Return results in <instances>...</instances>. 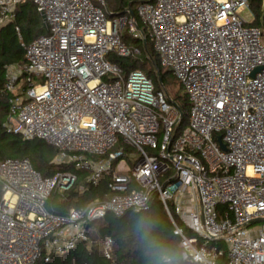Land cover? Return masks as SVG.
<instances>
[{
    "label": "built area",
    "instance_id": "1",
    "mask_svg": "<svg viewBox=\"0 0 264 264\" xmlns=\"http://www.w3.org/2000/svg\"><path fill=\"white\" fill-rule=\"evenodd\" d=\"M24 1L0 0V24L13 21ZM31 1L47 34L25 45L23 67L7 70L3 127L47 142L57 163L87 170L92 184L109 175V195L54 213L48 197L69 191L76 174L42 177L27 158L1 160L0 264H35L42 254L48 261L86 240L90 222L139 212L153 195L174 225L183 259L264 264V44L261 29L237 13L248 1L138 3L159 65L190 103L177 134L180 112L165 92L142 70L123 75L108 59L139 53L121 36L127 25L145 40L134 18H108L105 0Z\"/></svg>",
    "mask_w": 264,
    "mask_h": 264
},
{
    "label": "trees",
    "instance_id": "2",
    "mask_svg": "<svg viewBox=\"0 0 264 264\" xmlns=\"http://www.w3.org/2000/svg\"><path fill=\"white\" fill-rule=\"evenodd\" d=\"M141 1L152 0H105L106 14L109 17L123 15L128 7L135 15L138 29L144 34V40L133 37L132 40L122 33L123 41L139 50L137 54L123 57L111 53L108 59L116 64L123 75L131 70H142L153 82L157 90H163L169 103L177 106L182 113L181 121L175 133L186 124L189 100L181 93L182 85L173 73L159 65L145 26L136 14ZM252 14L251 25L264 32L263 0H247ZM129 16V15H128ZM15 27H18L16 31ZM47 34L35 4L31 0L20 3L13 21L0 24V161L7 158H27L32 167L42 177L51 176L59 171L70 170L76 174L73 187L59 195L52 192L46 201V209L54 213H65L70 207H82L91 201L103 200L109 195L107 182L109 175L104 174L97 184L88 181L89 172L76 169L72 164L57 163V151L43 140H25L19 135L6 131L4 121L9 113L10 93L5 88L7 70L10 67H23L26 64L25 45L40 35ZM119 145H122L121 142ZM123 146V145H122ZM125 150H130L123 146ZM98 158V157H96ZM116 162L114 161V164ZM2 193L0 191V200ZM173 214V213H172ZM174 221H180L173 214ZM110 240L109 257L105 255V243ZM35 264H195L182 258L179 237L174 234V225L163 204L156 195L151 198L148 207L139 212L130 210L122 216L107 213L104 217L88 225V237L79 240L73 249L64 253H52L48 261L44 254Z\"/></svg>",
    "mask_w": 264,
    "mask_h": 264
},
{
    "label": "rangeland",
    "instance_id": "3",
    "mask_svg": "<svg viewBox=\"0 0 264 264\" xmlns=\"http://www.w3.org/2000/svg\"><path fill=\"white\" fill-rule=\"evenodd\" d=\"M263 8H264V6H262ZM104 10H105V8H104ZM106 11V10H105ZM237 13L240 15V17L242 18V19H244L246 22H251L252 21V19H253V17H252V14L250 13V11H249V9H247L246 7H244V6H241V7H239L238 9H237ZM107 17L108 18H111V17H109L108 15H107ZM122 33L123 34H125V36L129 39V41L130 40H132L133 39V35L128 31V27H127V25H125L124 26V28H123V30H122ZM261 42L264 44V32H263V35H262V38H261ZM164 90V89H163ZM165 91V90H164ZM181 93L183 94V93H185V91H184V89H183V87H181ZM189 112V109L187 110V116H186V124H187V122H188V113ZM185 124V125H186ZM158 142H160V137L158 138ZM148 152H150V150H148V149H146ZM130 151H132V152H134V150L133 149H130ZM261 223L262 222H256V223H254V224H252V226H260L261 225Z\"/></svg>",
    "mask_w": 264,
    "mask_h": 264
},
{
    "label": "water",
    "instance_id": "4",
    "mask_svg": "<svg viewBox=\"0 0 264 264\" xmlns=\"http://www.w3.org/2000/svg\"><path fill=\"white\" fill-rule=\"evenodd\" d=\"M126 12L129 14V16H130L131 18H134V19H135L134 12L132 11V9H131L130 7L127 8ZM40 18H41V20H42V23H43L44 28H45L46 31H47V24L44 22V18H43V16H42L41 14H40ZM144 48H145L146 51H148V49H147V44H146V41H145V40H144ZM182 116H183V115H182V113L180 112V113H179V117L182 118ZM220 147H221L222 149H225L224 144L221 143V142H220Z\"/></svg>",
    "mask_w": 264,
    "mask_h": 264
}]
</instances>
